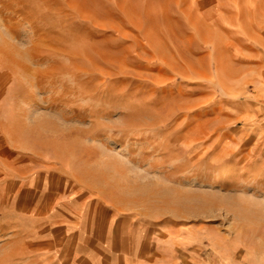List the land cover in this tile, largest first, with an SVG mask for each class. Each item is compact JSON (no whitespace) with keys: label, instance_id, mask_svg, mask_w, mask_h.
I'll return each mask as SVG.
<instances>
[{"label":"rangeland","instance_id":"1","mask_svg":"<svg viewBox=\"0 0 264 264\" xmlns=\"http://www.w3.org/2000/svg\"><path fill=\"white\" fill-rule=\"evenodd\" d=\"M263 93L264 0H0V264H264Z\"/></svg>","mask_w":264,"mask_h":264},{"label":"crops","instance_id":"2","mask_svg":"<svg viewBox=\"0 0 264 264\" xmlns=\"http://www.w3.org/2000/svg\"><path fill=\"white\" fill-rule=\"evenodd\" d=\"M263 94H264V93H263ZM80 210H83V209L81 208ZM80 213L82 214L83 212H80ZM94 237H96V235H95Z\"/></svg>","mask_w":264,"mask_h":264}]
</instances>
